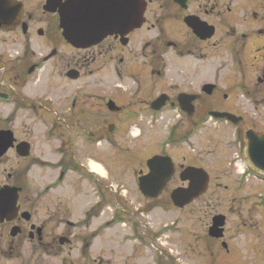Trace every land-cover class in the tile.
Returning <instances> with one entry per match:
<instances>
[{"label":"flooded vegetation","instance_id":"flooded-vegetation-1","mask_svg":"<svg viewBox=\"0 0 264 264\" xmlns=\"http://www.w3.org/2000/svg\"><path fill=\"white\" fill-rule=\"evenodd\" d=\"M15 1L18 10L0 25V264H115L98 247L101 210L109 203L97 195L104 179L81 159L83 150L87 157L98 153L102 140L115 156L127 154V167L145 160L138 186L151 157L169 156L174 166L163 193L177 180L182 183L177 187L190 183L182 176L188 167L205 169L209 186L225 174L240 193L232 199L240 202L212 216L208 230L224 216L223 237L209 231L208 237L229 254L230 225L238 222V229L256 234L251 207L243 205L263 193L243 190L251 179L264 182L245 154L247 134L264 133V0H143L140 24L87 46L64 36L58 4L66 0ZM41 50L50 51L44 61L58 51L75 55L65 60V84H46L36 98L40 80L31 78L43 64L28 52ZM90 67L108 68L109 79L95 81V89H68L67 83L89 75ZM71 70L77 78L67 75ZM86 99L97 101L85 109ZM101 113L113 119L103 117L108 136L94 129ZM160 124L167 129L159 141L164 148L149 155V127ZM211 125L224 137H206L221 148L206 166L197 147ZM35 169L48 175L35 176ZM84 185L92 191H83ZM195 200L182 208L172 203L184 209ZM256 243L245 241L250 247Z\"/></svg>","mask_w":264,"mask_h":264},{"label":"rangeland","instance_id":"rangeland-1","mask_svg":"<svg viewBox=\"0 0 264 264\" xmlns=\"http://www.w3.org/2000/svg\"><path fill=\"white\" fill-rule=\"evenodd\" d=\"M49 52L43 50L28 52L32 61L37 60L43 64L42 69L31 78L36 81L40 80L33 91L36 98L44 93L46 84L51 85V82H57L58 85L65 84L67 78L64 74L68 70L65 60L75 55V51H58L55 57L44 61L43 55ZM88 72L89 75L67 83L68 89H75L77 86H82L81 89H95V81L108 80L110 75L108 68L99 70L90 67ZM100 88V91L108 90L106 87ZM47 95L49 94H44V97ZM95 101L97 99H86L84 108L92 107L91 104ZM106 116L108 117L107 113H101L100 118L95 119L93 125L100 134L108 136V128L103 120V117ZM17 121L19 124L23 119L19 118ZM107 122H113V119L108 117ZM43 127V125H37V128L42 129ZM85 127L90 129L92 126L88 123ZM165 127L163 124L154 128L149 127V145L147 147L149 155L163 147L159 141L167 133ZM210 135L224 137L214 129L213 125L208 126L201 134L202 138L197 149L205 156L206 166L216 159V154L221 149L218 146V141H207L206 137ZM228 137L230 141H233L231 131L228 132ZM138 147L141 148V142ZM186 150L188 151V149L181 150L175 158L178 159L177 157L180 158L187 153ZM228 153L234 154L233 151ZM222 154L227 156L225 152ZM81 159L84 163L97 162L106 171L105 177L103 176L104 182L98 187L99 193L97 194L101 198H109V203L101 210L103 215L100 218L98 247L100 253H104L108 258L111 257L112 260L114 258L115 264H264L263 197L254 195L243 205L251 207L250 214L256 221L258 229L255 230L256 234L252 230L238 229L237 221L230 225L232 228L229 233L230 243L234 248L229 254L221 251L223 249L220 244H212V239L207 235V226L210 225L212 216L218 212L222 213L232 201L240 202V197L232 199L236 195L239 196L240 193L233 192L231 188L233 182L229 177L224 176L225 174H222L223 176L219 180L213 179L208 191L195 200L190 207L178 209L173 205L170 194L175 187L182 185L179 180L168 185L165 192L158 198L151 199L142 194L138 186L137 173L145 167V160L136 162L135 172L124 162L128 159L127 154L123 152L115 156L114 151L108 148L105 140L100 142L98 153L89 154L87 157L83 150ZM216 168L213 171L218 174ZM33 174L35 176L48 175L40 172L39 169L33 170ZM83 175L87 176L86 170H83ZM219 182H221V187L217 185ZM109 184L114 187L111 188ZM225 186L229 188L225 189ZM83 191L91 192L92 190L88 185H84ZM246 191L264 194V182L259 181V184H256L255 179H251L249 185L243 190L245 193ZM254 200L256 203L253 205ZM231 219L237 220V216L231 215ZM250 239L257 242L256 247L245 244V241L248 242ZM193 249L195 251H192Z\"/></svg>","mask_w":264,"mask_h":264},{"label":"water","instance_id":"water-1","mask_svg":"<svg viewBox=\"0 0 264 264\" xmlns=\"http://www.w3.org/2000/svg\"><path fill=\"white\" fill-rule=\"evenodd\" d=\"M58 6L64 36L76 46H87L112 32L130 30L140 24L145 8L143 0H66ZM18 8L15 0H0V25L14 16ZM67 75L77 78L73 70ZM215 116L232 115L215 113ZM246 148L250 164L264 174V133L247 134ZM147 164L150 171L139 178V189L145 197L157 198L171 178L174 164L169 156L164 155L153 156ZM182 176L183 180H190L188 186L177 187L171 192L173 203L181 208L205 193L209 185L208 174L203 168L188 167ZM223 225L224 216L218 215L209 228V235L223 237Z\"/></svg>","mask_w":264,"mask_h":264},{"label":"bare ground","instance_id":"bare-ground-1","mask_svg":"<svg viewBox=\"0 0 264 264\" xmlns=\"http://www.w3.org/2000/svg\"><path fill=\"white\" fill-rule=\"evenodd\" d=\"M89 167H90L92 172H95V173L100 174V175L105 177L106 171L101 164L94 162V161H91L89 163Z\"/></svg>","mask_w":264,"mask_h":264}]
</instances>
